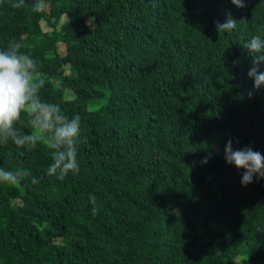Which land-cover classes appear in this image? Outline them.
I'll return each instance as SVG.
<instances>
[{"label": "trees", "instance_id": "16d2710c", "mask_svg": "<svg viewBox=\"0 0 264 264\" xmlns=\"http://www.w3.org/2000/svg\"><path fill=\"white\" fill-rule=\"evenodd\" d=\"M12 2L0 0V48L23 43L41 98L79 114L86 141L64 180L47 175L46 146L0 145V167L38 180L0 184V264H264V178L244 186L224 158L229 138L264 154V86L244 48L264 38V0Z\"/></svg>", "mask_w": 264, "mask_h": 264}, {"label": "clouds", "instance_id": "9594fccd", "mask_svg": "<svg viewBox=\"0 0 264 264\" xmlns=\"http://www.w3.org/2000/svg\"><path fill=\"white\" fill-rule=\"evenodd\" d=\"M239 8L246 7V0H231ZM25 0L12 2L11 7L21 8ZM46 0H33L31 11H45ZM237 26V21L231 16L221 23L216 21L219 34L231 32ZM23 43L13 39L6 47L0 48V145L9 142L33 150L38 144L46 146L51 153V163L47 175L64 180L66 176L78 174L79 145L86 141L81 134V116L75 114L69 117L60 104L48 102L41 98V90L46 80L39 71L38 62L30 54L23 51ZM252 57V67L248 76L254 81V88L264 86V38L254 35L244 45ZM252 93H249L251 96ZM18 125L29 131L23 132ZM224 158L230 165L244 169L241 183L244 186L253 182L254 175L264 178V154L254 151L251 147L233 149L232 139L229 138L224 147ZM202 163H208L204 158ZM31 177V184L38 180L31 176L30 170L16 168L13 170L0 167V184L14 186ZM92 215L99 209L96 207V197L91 195Z\"/></svg>", "mask_w": 264, "mask_h": 264}, {"label": "rangeland", "instance_id": "374dc122", "mask_svg": "<svg viewBox=\"0 0 264 264\" xmlns=\"http://www.w3.org/2000/svg\"><path fill=\"white\" fill-rule=\"evenodd\" d=\"M46 8L49 9V5H48V3H46ZM88 22H89V24H93V21L91 20V18L88 19ZM42 26H43V29H44L45 31H48V30H49V28H48V26L46 25V23H43ZM68 27H70V25H69V20H68V17L65 15V16L63 17V19H62L60 25H59V30H60L61 32H65V31H67ZM59 51H60V53H61L62 55L65 54V51H66V45L63 44L62 42L59 43ZM73 97H74V93L69 91V92L67 93V98H68V99H71V98H73ZM90 106H91L93 109H97V108L100 106L99 101L94 100V101L91 103ZM215 151H216L217 153H220V152H221V149H220V146H219V145H216V146H215Z\"/></svg>", "mask_w": 264, "mask_h": 264}]
</instances>
